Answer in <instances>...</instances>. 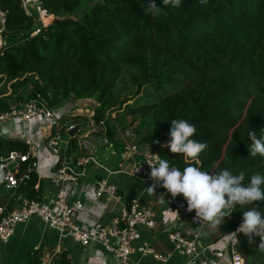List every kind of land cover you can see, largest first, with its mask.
Wrapping results in <instances>:
<instances>
[{
  "label": "trees",
  "instance_id": "16d2710c",
  "mask_svg": "<svg viewBox=\"0 0 264 264\" xmlns=\"http://www.w3.org/2000/svg\"><path fill=\"white\" fill-rule=\"evenodd\" d=\"M84 2L43 0L54 17L42 24L26 14L21 0H0L6 12L0 110L37 91L51 103L94 97L90 115L76 112L63 122L103 119L108 144L121 151L128 142L148 143L181 171L244 173L243 186L252 174H264V157L251 156L248 136L264 140V0H182L179 8L155 0L162 9L157 16L147 11L152 0H95L79 17L71 14ZM173 119L193 124V139L208 144L198 158L161 147L171 138ZM70 144L76 148L77 137ZM27 148L19 138H0V155ZM39 180L33 170L16 191L38 198ZM14 197L0 179V207L10 208ZM250 207L264 212L261 201L237 205L219 232L237 228ZM254 239L250 244L239 233L237 247L246 264H264L256 248L261 240ZM44 255L35 249L25 264L71 263L66 248Z\"/></svg>",
  "mask_w": 264,
  "mask_h": 264
},
{
  "label": "built area",
  "instance_id": "2783aa9c",
  "mask_svg": "<svg viewBox=\"0 0 264 264\" xmlns=\"http://www.w3.org/2000/svg\"><path fill=\"white\" fill-rule=\"evenodd\" d=\"M21 2L26 14L39 19L42 24L49 22L47 16L54 17L43 0ZM5 21L6 12L0 6V47L4 43ZM39 30L37 25L32 33ZM75 102L68 99L51 103L41 91H37L31 98L12 102L7 109L0 110V136L19 138L28 147L27 151L11 149L7 155H0V179L15 194L10 208L0 207V241H9L18 224L37 216L46 226L85 246L94 247L100 264H133L135 252L152 254L167 261L170 253L157 251L146 239L139 241L143 228L157 226V211L152 206L143 205L134 197L123 202L120 211L106 222L99 214L91 212V206L100 205V209L106 212L111 210L113 202L124 199L115 179L119 173L152 182L151 169L146 161L162 159L161 154L148 143H130L129 151L135 156L131 169L107 167V175L91 179L88 165L91 161L102 165L93 151L99 143L109 142L105 134L107 126L103 119L97 122L90 116L83 121L64 123L63 118L76 109ZM101 131L103 134H99ZM72 137H77L76 148L70 144ZM45 154L52 158L55 166L52 172L41 168ZM33 170L37 171L39 178H49L55 191L38 198L18 193L16 189ZM39 181L36 187L40 186ZM100 200H103L102 204H99ZM167 201L172 206L173 219L165 226V232L174 249L184 253L183 264H246L244 255L230 236L237 228L203 242L201 234L207 222H194L195 211H187L183 195L173 198L169 193ZM83 214L92 218L91 224L80 222ZM84 264H89V259Z\"/></svg>",
  "mask_w": 264,
  "mask_h": 264
},
{
  "label": "clouds",
  "instance_id": "9594fccd",
  "mask_svg": "<svg viewBox=\"0 0 264 264\" xmlns=\"http://www.w3.org/2000/svg\"><path fill=\"white\" fill-rule=\"evenodd\" d=\"M206 4L207 0H200ZM163 5L179 8L182 0H163ZM148 12L153 16L160 15L162 9L155 0L149 4ZM170 140L161 147L169 148L174 154H180L186 158L196 159L207 148L208 144L193 139L196 127L183 119L171 120ZM252 141L249 147L252 157L257 155L264 157V140L257 138L255 133H248ZM158 143V141H155ZM150 166V178L154 183L146 188L149 194H155L157 186H161L171 194L173 198L183 195L187 202V211H195L194 222H207L213 227L224 223L236 208L251 206L256 201L264 202V174L254 173L250 176V182L243 186L245 174L234 175L230 170H221L218 173L202 171L194 166H187L182 171L176 167H170L166 159H152L146 161ZM161 197V202L162 198ZM243 233L248 237L250 244H255V237L261 242L256 248L264 253V212L255 207H250L243 212L242 223L236 231L231 233L233 242L238 243V234Z\"/></svg>",
  "mask_w": 264,
  "mask_h": 264
},
{
  "label": "crops",
  "instance_id": "0c3cea01",
  "mask_svg": "<svg viewBox=\"0 0 264 264\" xmlns=\"http://www.w3.org/2000/svg\"><path fill=\"white\" fill-rule=\"evenodd\" d=\"M1 138V136H0ZM111 148L113 151L112 161L123 157L126 161L132 163L134 154H131L128 145L121 151L111 143H100ZM122 148V147H120ZM96 158V157H95ZM51 157H47L46 154L41 159V168L52 172L55 169L54 164L51 162ZM118 159V160H119ZM128 159V160H127ZM102 165L93 163L91 161L89 167V177L91 179L95 177L105 176L108 173L107 167L111 165H105L106 162H100ZM114 162H111L113 164ZM119 182L120 192L123 194L124 199L120 202H113L111 210L104 212L101 210L100 205L92 207L91 212L99 214L103 221H109L113 214L118 213L122 207V203L129 201L130 199L137 197L143 205L152 206L157 211V226L152 229L143 228L142 236L139 241L146 239L150 244L161 253H170V257L167 261H162L155 258L152 254H141V252H135L132 257L133 264H183L185 255L179 250H175L173 244L170 242L165 232V226L173 219V210L170 203L167 201L168 192L161 186H157L155 194H149L146 188L152 186L154 181L147 182L140 178L127 173H119L115 178ZM40 186L36 187L40 190V196L47 195L55 191V186L51 183L49 178H40ZM14 192V190H13ZM22 193V192H18ZM162 202H161V197ZM103 200L99 201L102 204ZM81 223L91 224L90 219L85 214L79 218ZM188 224V223H186ZM219 230L216 227L206 224L201 238L203 242L210 241L219 234ZM43 249L45 252V258L49 254L59 251L61 248H66L71 256L70 264H84L89 259V264H100V259L95 255V248L92 246H85L79 241L74 240L70 236L61 234L57 229L46 226L39 220L38 217L20 223L17 225L14 234L7 242L0 241V264H25L27 262L30 253H33L35 249Z\"/></svg>",
  "mask_w": 264,
  "mask_h": 264
},
{
  "label": "rangeland",
  "instance_id": "374dc122",
  "mask_svg": "<svg viewBox=\"0 0 264 264\" xmlns=\"http://www.w3.org/2000/svg\"><path fill=\"white\" fill-rule=\"evenodd\" d=\"M95 0H85V2L74 12H72L71 14L75 15V16H80L83 13V10L85 8H88V6L93 3ZM51 19H48V21H50ZM76 109L74 110V112L71 115L76 114V112H80L85 116L90 115L93 112V108L96 104V98H81V99H77L76 102ZM70 115V116H71ZM113 115H115V112L113 113ZM87 118L85 117H81L80 120H86ZM113 144V143H111ZM130 145V144H129ZM129 145H128V149H129ZM127 146V145H126ZM126 148V147H125ZM131 152V151H130ZM93 155L96 157V159L99 162H106L104 163L105 165H111L110 167H115V168H124V169H131V163L129 161H126V159H124L123 157H121L119 160L117 159V161H112V157H113V151L111 148L107 147L106 145H102V144H98L97 148L94 149L93 151ZM128 160V159H127ZM111 162H114L113 164H111ZM94 163V162H93ZM91 162L88 165V168L90 167ZM37 217V216H34Z\"/></svg>",
  "mask_w": 264,
  "mask_h": 264
},
{
  "label": "bare ground",
  "instance_id": "6f19581e",
  "mask_svg": "<svg viewBox=\"0 0 264 264\" xmlns=\"http://www.w3.org/2000/svg\"><path fill=\"white\" fill-rule=\"evenodd\" d=\"M47 18H48V19H51V18H52V16H51V15H50V16H47Z\"/></svg>",
  "mask_w": 264,
  "mask_h": 264
},
{
  "label": "water",
  "instance_id": "95a60500",
  "mask_svg": "<svg viewBox=\"0 0 264 264\" xmlns=\"http://www.w3.org/2000/svg\"><path fill=\"white\" fill-rule=\"evenodd\" d=\"M73 132V131H72Z\"/></svg>",
  "mask_w": 264,
  "mask_h": 264
}]
</instances>
